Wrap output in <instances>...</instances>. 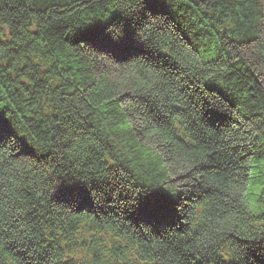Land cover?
<instances>
[{
  "label": "trees",
  "instance_id": "16d2710c",
  "mask_svg": "<svg viewBox=\"0 0 264 264\" xmlns=\"http://www.w3.org/2000/svg\"><path fill=\"white\" fill-rule=\"evenodd\" d=\"M264 0H0V264H264Z\"/></svg>",
  "mask_w": 264,
  "mask_h": 264
},
{
  "label": "rangeland",
  "instance_id": "374dc122",
  "mask_svg": "<svg viewBox=\"0 0 264 264\" xmlns=\"http://www.w3.org/2000/svg\"><path fill=\"white\" fill-rule=\"evenodd\" d=\"M263 185H264V181L260 180L259 182L250 186L251 195H248V203L251 207H253V205L255 204V200Z\"/></svg>",
  "mask_w": 264,
  "mask_h": 264
}]
</instances>
